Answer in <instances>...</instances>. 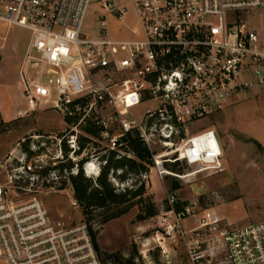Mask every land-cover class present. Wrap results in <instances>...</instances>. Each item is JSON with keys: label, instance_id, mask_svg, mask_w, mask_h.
I'll return each mask as SVG.
<instances>
[{"label": "built area", "instance_id": "built-area-1", "mask_svg": "<svg viewBox=\"0 0 264 264\" xmlns=\"http://www.w3.org/2000/svg\"><path fill=\"white\" fill-rule=\"evenodd\" d=\"M90 2L0 0V21L30 33L19 70L27 110L51 108L66 125L57 135H33L40 140L30 147L36 153L20 151V158L0 162V261L6 264H102L87 225L51 217L39 197L43 189L69 182L81 156L91 177L106 164L107 151L131 156L124 151L128 134L145 143L159 177L169 173L165 165L219 173L218 132L193 133L192 123L221 111L234 95L264 88V29L249 21L263 0H129L140 37L128 40L109 35L105 14L98 15V31L85 34ZM102 7L119 19L126 11L108 1ZM142 104L148 106L137 117ZM87 121L96 136L82 130ZM80 136L87 138L83 145ZM169 212L167 234L184 239L190 264H264V218L233 225L208 208ZM186 219L194 226L183 227Z\"/></svg>", "mask_w": 264, "mask_h": 264}, {"label": "rangeland", "instance_id": "rangeland-1", "mask_svg": "<svg viewBox=\"0 0 264 264\" xmlns=\"http://www.w3.org/2000/svg\"><path fill=\"white\" fill-rule=\"evenodd\" d=\"M102 1L111 2L115 7L125 5L126 11L119 19L106 13ZM100 14L106 15L105 27L112 38L128 40L140 37L136 12L129 0H91L83 19L85 34L90 36L98 31ZM249 21L257 29H264V0L263 7L255 9ZM133 29L136 34L132 33ZM0 36L4 37L0 54L2 162L9 155L20 158L26 141L31 140L30 147L38 144L40 140L33 135H57L66 125L51 108L26 110L19 70L28 47L29 31L0 21ZM147 106L139 105L136 116L141 117L142 110ZM210 128L216 130L221 139L223 170L207 175L195 173L194 167L184 164L180 170H171L165 165L164 169L169 173L159 177L155 170L148 169L147 177L140 176V179L145 196H150L155 205L157 213L154 216L137 220L139 207L134 205L125 214L103 225L98 226L97 220L93 223L99 253L107 260L105 264H117L114 259L118 256L132 258L136 264H190L184 239L176 231L167 234V225L173 221L169 212L171 209L180 211L186 205H191L193 211L198 212L212 209L223 221L233 225L264 218V88L247 89L234 95L221 111L193 122L190 130L197 133ZM49 150L53 152L52 148ZM90 169L95 171V166L91 164ZM171 173L182 177L177 178ZM110 179L119 184L122 182L123 187L131 186L135 181V177L130 175L124 178L126 180H119L114 175H110ZM0 182H3V175H0ZM60 182L54 190L43 189L39 197L55 220L69 225L80 223L83 215L80 206L74 204L71 185L62 179ZM172 197L176 203L171 201ZM182 225L185 228L194 226L190 219L184 220ZM0 264L6 263L0 261Z\"/></svg>", "mask_w": 264, "mask_h": 264}, {"label": "trees", "instance_id": "trees-1", "mask_svg": "<svg viewBox=\"0 0 264 264\" xmlns=\"http://www.w3.org/2000/svg\"><path fill=\"white\" fill-rule=\"evenodd\" d=\"M81 128L86 133H91L94 136L97 134L96 129L89 121ZM85 140H87L85 136H80L81 145L84 144L83 141ZM125 141L126 149L124 151L131 156L124 154L117 157L116 152L109 150L102 155V158L106 159V164L100 167L96 177L87 176L83 172L81 164L85 158L77 164L76 173L69 175L73 198L82 211L83 218L81 221L88 227L93 245L102 264H105L107 260L99 253L96 243V231L93 227V223L96 220L98 226L103 225L125 214L134 205L139 207V213L136 216L137 220H144L157 213L152 198L145 196L144 184L140 179V175L150 169V152L145 143L133 134H128L125 137ZM30 145L31 140L23 143V151L27 152L28 155L36 153V151L30 149ZM66 166L70 170L72 164L68 163ZM169 168L171 170H180L182 166L171 165ZM58 169L62 171L63 166L60 165ZM110 175L116 176L119 180H123L127 175H130L135 177V181L131 186L121 187L120 184L122 182L119 184L116 181H112ZM106 257L108 258L109 256L106 255ZM114 260L117 264H136L132 258H124L122 256L115 257Z\"/></svg>", "mask_w": 264, "mask_h": 264}, {"label": "bare ground", "instance_id": "bare-ground-1", "mask_svg": "<svg viewBox=\"0 0 264 264\" xmlns=\"http://www.w3.org/2000/svg\"><path fill=\"white\" fill-rule=\"evenodd\" d=\"M90 167H91V164H90ZM90 167L87 169L88 173H91V171L92 172L94 171L93 169H90Z\"/></svg>", "mask_w": 264, "mask_h": 264}, {"label": "crops", "instance_id": "crops-1", "mask_svg": "<svg viewBox=\"0 0 264 264\" xmlns=\"http://www.w3.org/2000/svg\"><path fill=\"white\" fill-rule=\"evenodd\" d=\"M27 110V109H26Z\"/></svg>", "mask_w": 264, "mask_h": 264}]
</instances>
